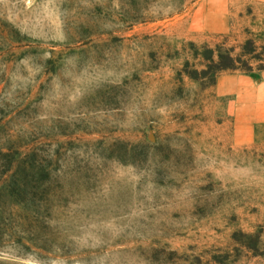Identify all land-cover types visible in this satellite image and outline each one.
I'll use <instances>...</instances> for the list:
<instances>
[{"label": "rangeland", "instance_id": "rangeland-1", "mask_svg": "<svg viewBox=\"0 0 264 264\" xmlns=\"http://www.w3.org/2000/svg\"><path fill=\"white\" fill-rule=\"evenodd\" d=\"M260 67L264 0H0V264H264Z\"/></svg>", "mask_w": 264, "mask_h": 264}, {"label": "crops", "instance_id": "crops-1", "mask_svg": "<svg viewBox=\"0 0 264 264\" xmlns=\"http://www.w3.org/2000/svg\"><path fill=\"white\" fill-rule=\"evenodd\" d=\"M229 81L232 94L239 88L236 86L238 81L243 82L245 85L243 87L245 96V143H250L253 141L255 136V128H260L264 126V71L261 72V76L258 81L249 77H238L230 76L226 78ZM220 89V82H219ZM237 94V92H236ZM235 135L238 134V117L235 114Z\"/></svg>", "mask_w": 264, "mask_h": 264}, {"label": "trees", "instance_id": "trees-1", "mask_svg": "<svg viewBox=\"0 0 264 264\" xmlns=\"http://www.w3.org/2000/svg\"><path fill=\"white\" fill-rule=\"evenodd\" d=\"M247 46L252 47L251 40L246 42ZM201 56L203 57V60L210 64V66L218 72L222 71H239L242 73H245L247 75H250L249 67L245 65V61L241 59L240 56L232 57L231 54L227 51L221 52V50L217 47L215 50L211 49H204L201 53ZM217 59L215 61L214 59ZM220 63H225L220 64ZM236 64H243L242 68H239L236 66ZM259 71H264L263 67L258 68Z\"/></svg>", "mask_w": 264, "mask_h": 264}]
</instances>
